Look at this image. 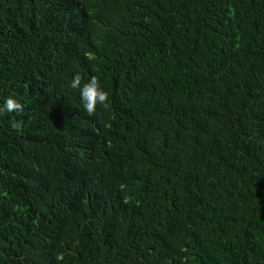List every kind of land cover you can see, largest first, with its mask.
<instances>
[{
  "label": "trees",
  "instance_id": "obj_1",
  "mask_svg": "<svg viewBox=\"0 0 264 264\" xmlns=\"http://www.w3.org/2000/svg\"><path fill=\"white\" fill-rule=\"evenodd\" d=\"M6 97L0 264H264V0H0Z\"/></svg>",
  "mask_w": 264,
  "mask_h": 264
},
{
  "label": "clouds",
  "instance_id": "obj_2",
  "mask_svg": "<svg viewBox=\"0 0 264 264\" xmlns=\"http://www.w3.org/2000/svg\"><path fill=\"white\" fill-rule=\"evenodd\" d=\"M68 87L78 91L82 109L88 116L94 115L98 105L107 106L108 93L95 76L89 77L86 82L82 83L81 75L74 73L68 81ZM21 111H23L22 104L12 97L4 98L0 103V116Z\"/></svg>",
  "mask_w": 264,
  "mask_h": 264
}]
</instances>
